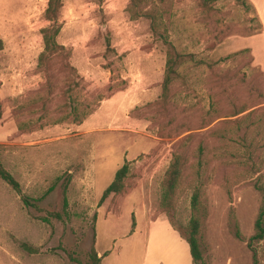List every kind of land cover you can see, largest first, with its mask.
I'll return each instance as SVG.
<instances>
[{"label":"rangeland","instance_id":"obj_1","mask_svg":"<svg viewBox=\"0 0 264 264\" xmlns=\"http://www.w3.org/2000/svg\"><path fill=\"white\" fill-rule=\"evenodd\" d=\"M0 0V264H143L175 157L171 219L199 189L203 264H264V0ZM176 58L166 91L167 60ZM176 55V56H175ZM48 57V58H47ZM124 164L125 188L103 202ZM264 226V216H263ZM148 264L173 244L156 227Z\"/></svg>","mask_w":264,"mask_h":264},{"label":"trees","instance_id":"obj_2","mask_svg":"<svg viewBox=\"0 0 264 264\" xmlns=\"http://www.w3.org/2000/svg\"><path fill=\"white\" fill-rule=\"evenodd\" d=\"M150 0H130L128 11L133 16H142L151 20V29H157L158 25L156 23L155 16L148 10H144V5ZM217 1L220 0H201L202 4L207 7ZM238 3L242 4H251L253 3L250 0H235ZM61 3L60 0H49V6L46 12V17L50 20H53L54 23L48 28L43 29V41H44V52L40 55V60H45L46 56L54 53L60 45L56 42V36L59 33V26L55 27V23L58 20V9ZM254 7V6H253ZM3 48V41L0 38V50ZM170 56V54H169ZM176 56V55H175ZM48 58V57H47ZM176 64V58L170 56L167 60L166 71L164 75L163 81V90L166 91L169 83L172 79V74L174 73V66ZM182 166L183 162L181 157L177 156L174 158L172 163L170 164L168 170L165 173L164 178V191L162 194L161 204L163 210L168 213L169 223L172 228L188 243L190 254L192 257L193 264H203V251L201 249L199 234H200V226H201V218L199 215V206H200V193L199 189H196L191 196V218L188 224L184 227H176L171 219L173 212L175 210L174 207V194L177 187V184L180 180L182 174ZM128 174V166L124 164L120 169H118L115 173L114 179L112 182L105 188L103 191L101 202H103L110 195L120 194L124 188V179ZM0 178L4 180L17 194L21 196L23 203L26 206L37 207V204L32 203L28 197H26L22 191L19 182L0 164ZM263 216L264 210L260 213L256 227L258 229V233L254 238L262 239L264 237V226H263ZM101 256H98V253L94 251L92 256V262L90 264H100Z\"/></svg>","mask_w":264,"mask_h":264},{"label":"crops","instance_id":"obj_3","mask_svg":"<svg viewBox=\"0 0 264 264\" xmlns=\"http://www.w3.org/2000/svg\"><path fill=\"white\" fill-rule=\"evenodd\" d=\"M256 3V0H254ZM156 227L165 228L167 236L173 244L172 249H161L160 254L157 256L154 264H193L192 257L188 243L172 228L171 224L167 219H160L159 222H154L150 229V233L147 239V245L144 252V263H149L150 257V246L153 240L157 239L155 234Z\"/></svg>","mask_w":264,"mask_h":264}]
</instances>
